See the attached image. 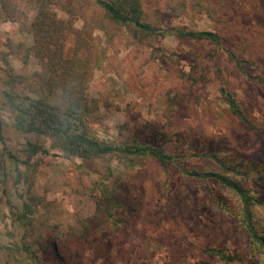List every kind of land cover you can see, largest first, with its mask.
Listing matches in <instances>:
<instances>
[{"label":"rangeland","instance_id":"1","mask_svg":"<svg viewBox=\"0 0 264 264\" xmlns=\"http://www.w3.org/2000/svg\"><path fill=\"white\" fill-rule=\"evenodd\" d=\"M143 3L149 21L164 29L187 27L218 32L234 41L235 51L255 61L253 75L264 72V0H143ZM36 11V0H18L16 20L0 18V80L5 77L3 57L9 51L8 41L32 43L30 25ZM77 26L81 27L82 21L78 20ZM100 34L107 41L109 35ZM73 42L74 37H71V48ZM156 44L150 39L131 43L121 31L116 32L113 41L106 42L104 66L96 71L88 90L91 98L101 101L97 128L100 136L116 141L146 137L166 125V131L180 133V141L167 143V150L184 148L190 154V165L200 171H223L213 158L199 156L216 148L232 158L255 159L264 165V130H261L264 127V84L255 77L243 75L227 54L218 55L228 88L241 100L258 127L256 130L247 128L222 100L218 79L213 77L207 85H192L181 77L182 70H190L192 53L199 51L201 58H205L213 49L211 43L169 35L161 46L169 52H177L179 63L169 58L153 59ZM8 59L18 72L32 74L41 70L35 58L28 65L14 55ZM170 88L184 94V98L181 105L169 110ZM3 115L8 123L6 132L11 147L20 155L24 156L28 141L50 146V141L44 137L15 130L11 112L4 110ZM169 118L172 124L168 123ZM122 160H126L123 155L69 160L54 150L34 156L32 163L38 165L33 190L42 197L36 217L49 225L47 234L58 231L56 224L66 231L69 223L86 214L91 202V182L108 166L121 165ZM5 165L10 174L6 194L0 182V264H27L24 256L9 249L23 232L14 224L11 208L26 198L27 184L16 181L17 175L8 157L0 160V179ZM20 168L26 175L27 167ZM184 180L175 167L166 173L155 158L143 157L129 180L133 195L142 201L140 213L128 227L110 233L99 232L82 255L61 235L58 243L65 248V252L62 251L66 256L65 264H203V261L225 264L204 252L207 247L238 252L243 262L236 264L247 263L255 253L253 246L237 230L233 218L209 208L207 182L193 179L191 195L181 184ZM242 181L246 187L254 189V193L259 191L255 184L257 179L243 177ZM45 263L56 264L52 255L45 257Z\"/></svg>","mask_w":264,"mask_h":264},{"label":"trees","instance_id":"2","mask_svg":"<svg viewBox=\"0 0 264 264\" xmlns=\"http://www.w3.org/2000/svg\"><path fill=\"white\" fill-rule=\"evenodd\" d=\"M36 10L30 25L32 43L8 41L9 51L3 57L5 77L0 80V160L8 157L14 166L16 181L27 184L26 198L11 208L14 224L23 232L20 240L9 249L24 256L27 264H46L45 257L49 255L56 264H65L66 256L62 253L65 248L58 243L61 235L76 247L77 254L82 255L99 232L110 233L128 227L142 208V201L133 195L134 188L129 180L136 165L149 156L155 158L166 173L175 167L185 179L181 184L188 194L193 193L190 189L193 179L207 182L209 208L233 218L237 230L253 246V258L245 264H264V165L255 159L232 158L222 154L221 148H216L198 155L213 158L223 171H200L190 165V154L184 148L167 150V143L180 141V133L166 131V125L154 130L151 136L119 141L103 138L97 129L101 101L88 94L96 71L104 66L106 42L113 41L118 31L126 33L131 43L141 39L155 40L160 44L155 45L152 58H169L175 63L180 62L179 54L161 46L162 40L169 35L208 42L213 49L205 58H201L199 51L192 53L190 70H182L181 77L192 85H207L213 77L218 79L222 100L229 110L247 128L256 130L258 127L246 113L241 100L228 88L217 57L220 53L227 54L243 75L255 77L264 84V72L252 73L255 61L235 51L234 41L225 39L218 32L158 26L147 19L143 0H36ZM17 13L18 0H0V18L15 21ZM78 20L82 21L81 27L77 26ZM100 33L109 35L107 41ZM71 37H74L72 48L69 46ZM8 55L19 57L24 65L35 58L41 70L32 74L18 72ZM183 98L184 94L170 88L169 110L181 105ZM4 110L11 112L15 130L44 137L50 141V146L28 141L23 149L24 156L12 149ZM169 122L172 124L170 118ZM52 150L69 160L123 155L127 161H121L123 167L108 166L91 182V202L86 214L69 223L66 231L56 224L58 231L47 234L49 225L45 221L39 222L36 217L42 197L33 190L38 163H32V158ZM22 165L27 167L26 175L20 168ZM9 172L5 165L0 179L3 194L7 193ZM243 177L257 179L255 184L259 191L254 193V189L246 187ZM204 252L225 264L243 262L240 253L225 248L207 247Z\"/></svg>","mask_w":264,"mask_h":264}]
</instances>
